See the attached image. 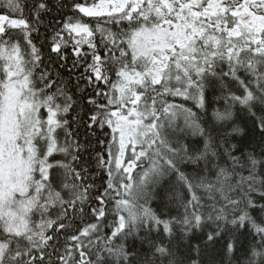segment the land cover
Listing matches in <instances>:
<instances>
[{"label": "snow or ice", "instance_id": "obj_1", "mask_svg": "<svg viewBox=\"0 0 264 264\" xmlns=\"http://www.w3.org/2000/svg\"><path fill=\"white\" fill-rule=\"evenodd\" d=\"M0 264H264V0H0Z\"/></svg>", "mask_w": 264, "mask_h": 264}]
</instances>
